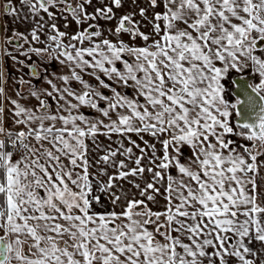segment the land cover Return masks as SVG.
Listing matches in <instances>:
<instances>
[{
    "label": "snow or ice",
    "instance_id": "6c2138e0",
    "mask_svg": "<svg viewBox=\"0 0 264 264\" xmlns=\"http://www.w3.org/2000/svg\"><path fill=\"white\" fill-rule=\"evenodd\" d=\"M0 264H264V0H0Z\"/></svg>",
    "mask_w": 264,
    "mask_h": 264
},
{
    "label": "water",
    "instance_id": "95a60500",
    "mask_svg": "<svg viewBox=\"0 0 264 264\" xmlns=\"http://www.w3.org/2000/svg\"><path fill=\"white\" fill-rule=\"evenodd\" d=\"M236 91H237V89H233V95H234V97H235V93H236Z\"/></svg>",
    "mask_w": 264,
    "mask_h": 264
},
{
    "label": "rangeland",
    "instance_id": "374dc122",
    "mask_svg": "<svg viewBox=\"0 0 264 264\" xmlns=\"http://www.w3.org/2000/svg\"><path fill=\"white\" fill-rule=\"evenodd\" d=\"M233 97H234V95H233Z\"/></svg>",
    "mask_w": 264,
    "mask_h": 264
}]
</instances>
